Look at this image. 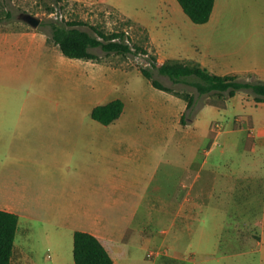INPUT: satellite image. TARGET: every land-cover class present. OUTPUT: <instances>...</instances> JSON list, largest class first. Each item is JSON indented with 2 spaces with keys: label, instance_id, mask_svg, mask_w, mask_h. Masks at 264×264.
I'll return each instance as SVG.
<instances>
[{
  "label": "rangeland",
  "instance_id": "1",
  "mask_svg": "<svg viewBox=\"0 0 264 264\" xmlns=\"http://www.w3.org/2000/svg\"><path fill=\"white\" fill-rule=\"evenodd\" d=\"M177 6L186 21L195 26ZM127 8L131 12L137 9ZM153 10V7H147L142 12L147 15ZM22 14L33 15L40 19V23L34 28L21 19ZM221 15L223 20L218 31L223 28L225 33H249L252 37L249 47L254 48L258 66L264 67V1H228ZM54 22L76 23L79 29L90 33L95 30L107 35L123 33L131 52L105 53L97 47L91 49L97 55L94 60L69 59L61 54L50 38V25ZM4 29H14L17 33L36 32L46 39L49 47L43 44V47L36 48L35 43L31 45L32 38L28 44L17 35H11L17 38L12 46L18 69L17 95L45 98L50 117L56 113L65 115L60 124L64 130L103 127L91 118L90 111L97 104L114 98L125 102V124L130 128L140 126L141 114L137 118L135 109L138 110L142 102L156 101L153 99L163 97L166 93L182 100L181 95L194 96V120L181 125L180 120L176 122L171 119V127L174 122L177 123L176 132L169 129V132L160 136L161 143L158 149L155 147L154 161H174L194 167L190 177L198 170L199 179L193 186L192 195L203 196L196 201L195 209L186 214L187 220L184 215L178 218L175 216L176 210H180V204L183 203L182 197H178L177 208L170 203L167 211L159 217L155 214L150 216L146 206L140 207L132 224L138 228L147 223L150 225L148 228L154 230L165 229L174 223L167 238L176 252L181 253L180 257L153 263L157 249L146 252L132 244L130 253L134 258L122 264H200V261L192 262L200 258L198 256L189 259L186 254L189 250L202 254L217 252L218 257H221L219 261H203V264H264V103H256L253 94L243 90L226 101L224 110H205L201 117L198 116L201 108L213 107L208 103L218 102L217 98L199 96L193 87L185 83H173L145 62L150 63L151 57L156 59L158 66L166 60L199 62L211 70L209 56L196 55L195 50L191 49L186 53L187 56L177 59L158 54L149 44L148 33L142 25L103 0H0L2 36L8 32ZM182 32L185 33L184 43L189 49L193 44L201 46V37L211 35L212 31H191L184 27ZM2 36L0 48L6 47ZM141 68H150L153 77L172 91L164 93L155 89L142 76ZM228 75H235L240 80L264 81V73ZM184 112L188 115L190 113L186 108ZM50 122L56 127V119H50ZM222 133L224 136H216ZM101 140H97L96 159L90 161L95 162L97 177L103 173L102 166L105 164L101 155ZM209 148L211 151L205 156ZM106 151H109L108 148ZM125 151L126 147L113 146L112 170L107 176L116 177L120 173L121 163L127 164L124 163L128 162L125 160ZM204 158L207 162L202 165ZM97 185L101 184L98 182ZM202 187L206 192L202 193ZM98 188L101 189V186ZM109 190L114 200L121 194L117 185H112ZM69 197L72 195H62V199ZM112 210L111 216L106 210V221L111 226H117L118 215L115 209ZM147 224L143 225L144 228L137 236L149 234V229L147 231L145 228ZM134 226L132 229H135ZM28 228L27 234H23L22 243L14 247L11 264H74L72 247L75 227H68L61 222L60 217L55 216L43 223L28 222ZM131 235L132 231L128 232L125 240H130ZM114 246V253H120L121 245L116 243Z\"/></svg>",
  "mask_w": 264,
  "mask_h": 264
},
{
  "label": "crops",
  "instance_id": "2",
  "mask_svg": "<svg viewBox=\"0 0 264 264\" xmlns=\"http://www.w3.org/2000/svg\"><path fill=\"white\" fill-rule=\"evenodd\" d=\"M103 1L142 25L148 33L149 44L158 54L177 59L187 56L186 53L191 49L195 50L196 55L209 56L211 70L206 69L217 75L264 73V67L258 66L254 48L249 47L252 42L249 33H225L223 28L218 31L223 20L221 12L228 1L257 3L264 0H214L208 22L193 23L195 26L186 21L176 0ZM127 7L137 9L131 12ZM147 7H153L154 10L146 15L142 10ZM184 27L191 31L209 29L212 32L211 35L201 37V46L193 44L194 46L188 49V45L184 43ZM4 31L8 32L3 36L0 34L6 45L0 48V210L18 216L14 247L22 243L24 235L30 229L28 222L43 223L57 216L63 224L75 227L73 234L83 231L96 236L115 264H122L125 260L134 258L130 253L132 244L146 252L157 249L153 263L179 258L181 253L176 252L167 238L172 226H175L174 223L165 229L154 230L149 229L150 225L145 223L149 234L142 237L137 235L145 224L138 228L132 224L140 207L146 206L150 216L155 214L159 217L167 211L170 203L177 208L178 197H182L183 203L180 204V210H176L175 216L178 218L184 215L187 220L186 214L195 209L196 201L203 196L192 195L193 186L199 179L198 170L190 177L194 167L174 161H154L155 147L158 149L161 143L160 136L169 132V129L176 132L177 123L174 122L171 127V119L176 122L180 120L186 103L170 93L159 90L167 95L153 99L156 101L142 102L140 108L135 109L137 118L141 114L140 126L129 128L125 124V102L114 98L121 100L124 108L119 118L111 124L100 128L78 127L64 130L60 124L63 123L65 115L56 113L50 117L45 98L17 95L18 69L15 51L12 49L17 38L14 39L11 35H17L28 44L32 38L31 45L35 43L36 48L43 44L46 48L49 47L46 39L36 32L17 33L14 29ZM194 38H197V35H194ZM205 110L219 111L215 107H203L198 116L201 117ZM50 119L57 120L56 127ZM222 135L223 133L216 136L219 138ZM98 139H102L101 155L105 159L100 177L96 175L95 162H90L91 159H96ZM114 145L126 147L124 153L128 162L121 163L120 173L112 178L107 176V173L112 170L111 150ZM210 151L211 148L207 149L205 156ZM72 155H75L74 159ZM206 162L204 158L201 164L205 165ZM184 177L186 180L182 181ZM98 182L101 185H97ZM112 185H117L121 191L118 195L120 198L116 196L115 200L109 195ZM100 186L101 189L98 188ZM204 192L206 189L202 187V193ZM62 195L72 197L62 199ZM112 209H115L118 215L117 226H111L106 221V210L111 216ZM132 226L135 229H132ZM130 231L133 235L130 240H125ZM173 237L176 238V234ZM263 241L264 236L262 243ZM116 243L122 247L120 253H114L112 250ZM190 251L186 252L189 259L200 257L192 262L200 261L201 264L203 261L221 259L217 252L202 254L195 250ZM205 255L208 257H204Z\"/></svg>",
  "mask_w": 264,
  "mask_h": 264
},
{
  "label": "trees",
  "instance_id": "3",
  "mask_svg": "<svg viewBox=\"0 0 264 264\" xmlns=\"http://www.w3.org/2000/svg\"><path fill=\"white\" fill-rule=\"evenodd\" d=\"M176 2L194 24L208 22L214 7V0H176ZM75 24L54 22L50 25V38L63 56L69 59L94 60L97 55L91 52V49L97 47L105 53L131 52V47L127 44L123 33L107 35L99 30L90 33L79 29ZM150 67L159 75L168 77L173 83H185L193 87L199 96L216 97L218 102L212 101L208 104L219 110H224L226 101L243 90L252 93L256 103H264L262 80H240L235 75H217L197 63L177 60H166L158 66L154 57L150 59ZM140 72L155 89L172 91L153 77L150 68H141ZM181 97L186 102V111H190L189 115L184 112L180 117V124L186 125L191 123L196 115L195 112L192 113L195 98L191 94ZM123 108L124 103L115 99L95 106L90 116L102 125H109L119 118ZM17 224V215L0 210V264H11ZM72 257L74 264H115L102 242L96 236L83 231H76L73 234Z\"/></svg>",
  "mask_w": 264,
  "mask_h": 264
},
{
  "label": "water",
  "instance_id": "4",
  "mask_svg": "<svg viewBox=\"0 0 264 264\" xmlns=\"http://www.w3.org/2000/svg\"><path fill=\"white\" fill-rule=\"evenodd\" d=\"M21 19L34 28L40 23V19L30 14H22Z\"/></svg>",
  "mask_w": 264,
  "mask_h": 264
},
{
  "label": "built area",
  "instance_id": "5",
  "mask_svg": "<svg viewBox=\"0 0 264 264\" xmlns=\"http://www.w3.org/2000/svg\"><path fill=\"white\" fill-rule=\"evenodd\" d=\"M145 64H147V66H150V63H148V62H145Z\"/></svg>",
  "mask_w": 264,
  "mask_h": 264
}]
</instances>
